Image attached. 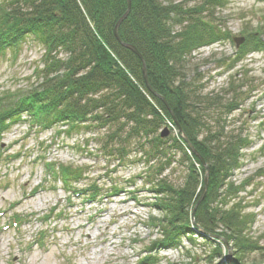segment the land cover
I'll return each mask as SVG.
<instances>
[{
	"label": "trees",
	"instance_id": "16d2710c",
	"mask_svg": "<svg viewBox=\"0 0 264 264\" xmlns=\"http://www.w3.org/2000/svg\"><path fill=\"white\" fill-rule=\"evenodd\" d=\"M182 6L171 0H131L118 27L120 39L135 46L144 58L149 84L164 102L148 90L138 56L114 36L113 27L126 10V0H0V55L7 49L18 51L27 39L44 50L41 66L34 72L36 81L0 93V138L23 121L30 130L54 129L56 135L84 130L90 135L82 139V147L90 141L99 144V153L116 163L110 173L116 174L128 160L140 161L143 168L132 180H141V188L152 194L146 204L162 212L158 219L148 217L161 238L146 246L142 262L155 261L150 254L153 248L178 244L185 233L190 240L200 233L215 246L229 242L238 253L236 264L239 255L252 250H262L264 260V243L259 245L261 238L252 241L250 236L253 216L244 212L247 205L237 195L247 184L231 180L250 141L242 132L223 133L209 126L192 81L186 79L185 61L193 50L214 42L216 31L196 17L194 9ZM261 32H248L239 55L264 44ZM229 86V97L219 107L226 111L238 108L236 100L246 85L231 80ZM166 119L181 128L208 166L207 188L193 217L206 169L177 136L160 137L158 131L167 126ZM171 149L180 153L185 167L180 183L164 173L173 162ZM55 165L44 163L45 172L51 179L62 180L70 192L92 198L102 192L96 181L83 190L72 187L73 182L87 179L83 170ZM256 175L264 176V165ZM109 178L112 184L104 193H121L123 187Z\"/></svg>",
	"mask_w": 264,
	"mask_h": 264
},
{
	"label": "rangeland",
	"instance_id": "374dc122",
	"mask_svg": "<svg viewBox=\"0 0 264 264\" xmlns=\"http://www.w3.org/2000/svg\"><path fill=\"white\" fill-rule=\"evenodd\" d=\"M171 1L182 3V9H194V15L216 31L214 42L193 50L185 61L186 79L192 81L199 110L209 126L223 133L242 132L250 141L241 152V167L231 180L247 184L237 195L247 205L244 212L253 216L252 241L261 238L259 245H263L264 176L257 178L256 172L264 165V44L253 46L243 55L239 50L250 31H262L264 43V0H219L208 5L204 0ZM167 2L170 0H164ZM234 38L242 39L237 47ZM43 51L39 43L27 39L18 51L7 49L1 54L0 93L36 81L34 72L41 66ZM231 80L245 82L246 86L236 100L238 108L226 111L219 107L229 97L226 92L230 91ZM165 123L167 126L158 131L160 137L177 136L187 152H193L181 128L168 119ZM89 135L84 130L69 135H56L54 129L30 130L25 121L12 125L2 135L0 264H236L238 253L229 242L223 240L221 246H215L200 233H195L192 240L185 233L178 244L153 248L150 254L155 261L142 262L146 246L161 238L158 228L148 224V217L158 219L162 215L146 204L152 194L141 188V180H132L143 164L128 160L116 174L110 173L116 163L99 153V144L90 141L82 147V139ZM170 155L173 162L164 173L180 183L185 167L179 152L171 149ZM50 162L83 170L87 179L73 182L72 187L83 190L88 182L96 181L102 192L94 198L83 193L73 196L69 188H63L62 180L51 179L45 172L44 163ZM110 176L123 187L115 196L104 193L112 184ZM49 211V218L43 219ZM14 214L21 218V225L11 224ZM42 232L43 240L36 242L35 237ZM261 251L239 255V264H264Z\"/></svg>",
	"mask_w": 264,
	"mask_h": 264
},
{
	"label": "water",
	"instance_id": "95a60500",
	"mask_svg": "<svg viewBox=\"0 0 264 264\" xmlns=\"http://www.w3.org/2000/svg\"><path fill=\"white\" fill-rule=\"evenodd\" d=\"M131 4V0H126V10L125 12L119 17V19L116 21L114 27H113V33H114V36L115 38L117 39V41L125 48L129 49L131 52H133L135 55L138 56V58L141 60V65H142V74H143V78H144V81L146 83V86L147 88L149 89L150 92H152L154 95H156L157 97H159L161 100H163L165 102V100L159 96L149 85V81H148V78H147V72H146V64H145V60L144 58L142 57V55L139 53V51L136 49L135 46H133L132 44H129V43H125L123 42L119 35H118V27L120 26L121 22L126 18L129 10H130V5ZM242 39L238 38H234V41L236 43V47L238 46V44L240 43ZM180 128V127H178ZM167 132L166 130L163 132L162 135H164V133ZM182 137L184 138L185 142L187 143L188 147L199 157L200 159V162L202 163V165L204 166V168L206 169V172H205V176H204V185H203V190L201 192V195L198 199V201L196 202V204L194 205L193 209H192V213L191 215L193 216V213H194V210L197 206V204L203 199V196H204V193H205V190L207 188V176H208V172H207V164L205 163L204 159L196 152V150L194 149V147L192 146V144L189 142V140L184 136L182 135Z\"/></svg>",
	"mask_w": 264,
	"mask_h": 264
}]
</instances>
